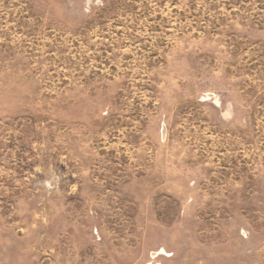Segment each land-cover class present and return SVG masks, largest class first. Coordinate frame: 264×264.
I'll return each instance as SVG.
<instances>
[{
  "label": "rangeland",
  "instance_id": "rangeland-1",
  "mask_svg": "<svg viewBox=\"0 0 264 264\" xmlns=\"http://www.w3.org/2000/svg\"><path fill=\"white\" fill-rule=\"evenodd\" d=\"M0 264H264V0H0Z\"/></svg>",
  "mask_w": 264,
  "mask_h": 264
},
{
  "label": "bare ground",
  "instance_id": "bare-ground-1",
  "mask_svg": "<svg viewBox=\"0 0 264 264\" xmlns=\"http://www.w3.org/2000/svg\"><path fill=\"white\" fill-rule=\"evenodd\" d=\"M165 132V131H164Z\"/></svg>",
  "mask_w": 264,
  "mask_h": 264
}]
</instances>
